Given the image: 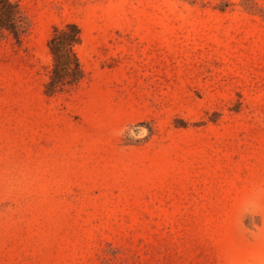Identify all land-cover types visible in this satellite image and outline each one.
<instances>
[{
	"label": "rangeland",
	"instance_id": "1",
	"mask_svg": "<svg viewBox=\"0 0 264 264\" xmlns=\"http://www.w3.org/2000/svg\"><path fill=\"white\" fill-rule=\"evenodd\" d=\"M0 264H264V0H12ZM83 78L47 94L54 26Z\"/></svg>",
	"mask_w": 264,
	"mask_h": 264
},
{
	"label": "trees",
	"instance_id": "2",
	"mask_svg": "<svg viewBox=\"0 0 264 264\" xmlns=\"http://www.w3.org/2000/svg\"><path fill=\"white\" fill-rule=\"evenodd\" d=\"M26 30L25 17L12 0H0V38L6 35L20 41ZM80 42V31L74 23L54 26L47 40L52 63L45 92L53 94L65 87L77 84L83 78V70L75 47Z\"/></svg>",
	"mask_w": 264,
	"mask_h": 264
}]
</instances>
